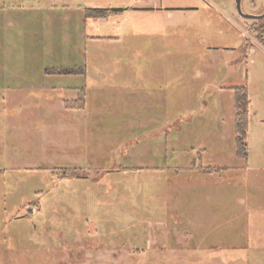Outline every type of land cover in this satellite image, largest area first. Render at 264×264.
Instances as JSON below:
<instances>
[{
  "label": "rangeland",
  "instance_id": "1",
  "mask_svg": "<svg viewBox=\"0 0 264 264\" xmlns=\"http://www.w3.org/2000/svg\"><path fill=\"white\" fill-rule=\"evenodd\" d=\"M129 1L0 0V264H264V20L83 18Z\"/></svg>",
  "mask_w": 264,
  "mask_h": 264
},
{
  "label": "trees",
  "instance_id": "2",
  "mask_svg": "<svg viewBox=\"0 0 264 264\" xmlns=\"http://www.w3.org/2000/svg\"><path fill=\"white\" fill-rule=\"evenodd\" d=\"M126 8H85L83 10V18L93 20H106L111 15L122 13L126 11ZM250 33L253 38L261 43L264 38V24H260L258 27L253 26L250 28ZM50 74L58 75H77L83 74V71L77 69H54L50 70ZM49 73V71H46ZM232 101L234 109L233 119V131H234V150L235 156L239 159H246L247 157V134L249 126V108L250 103L247 96L246 87H237L232 89ZM32 206V204H30ZM29 206V207H30Z\"/></svg>",
  "mask_w": 264,
  "mask_h": 264
},
{
  "label": "crops",
  "instance_id": "3",
  "mask_svg": "<svg viewBox=\"0 0 264 264\" xmlns=\"http://www.w3.org/2000/svg\"><path fill=\"white\" fill-rule=\"evenodd\" d=\"M131 1L132 4L127 5ZM129 2L123 6L116 7L118 9L126 8L127 10L113 16L123 15L132 22L153 19L156 23H161V29L173 27L179 21L188 20L199 11L197 8L180 6L175 3V0H130Z\"/></svg>",
  "mask_w": 264,
  "mask_h": 264
},
{
  "label": "water",
  "instance_id": "4",
  "mask_svg": "<svg viewBox=\"0 0 264 264\" xmlns=\"http://www.w3.org/2000/svg\"><path fill=\"white\" fill-rule=\"evenodd\" d=\"M235 2V10L237 15L242 18V19H246V20H260L264 17V14L261 16H251V15H247V14H243L240 10V1L239 0H234Z\"/></svg>",
  "mask_w": 264,
  "mask_h": 264
},
{
  "label": "flooded vegetation",
  "instance_id": "5",
  "mask_svg": "<svg viewBox=\"0 0 264 264\" xmlns=\"http://www.w3.org/2000/svg\"><path fill=\"white\" fill-rule=\"evenodd\" d=\"M263 15V14H262ZM252 16V15H251ZM262 20H264V17L260 20H254L256 24H258L259 22H261Z\"/></svg>",
  "mask_w": 264,
  "mask_h": 264
}]
</instances>
